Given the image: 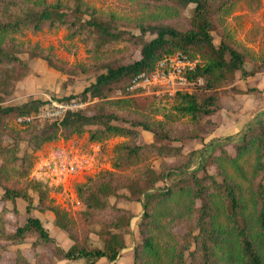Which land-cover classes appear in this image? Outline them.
I'll return each mask as SVG.
<instances>
[{
    "label": "trees",
    "instance_id": "obj_1",
    "mask_svg": "<svg viewBox=\"0 0 264 264\" xmlns=\"http://www.w3.org/2000/svg\"><path fill=\"white\" fill-rule=\"evenodd\" d=\"M132 1L141 2L148 11L129 18L101 12L85 0H0V102L2 94L13 89L12 80L29 71L27 62L17 55L23 50L44 58L49 66L64 73L95 74L94 82L79 96L71 94L62 100H86L89 96L99 99L88 110L68 112L61 121L35 120L19 131L9 128L8 122L36 112L43 102L35 99L16 106L0 104V155L7 151L15 155V149L2 145L4 137L11 134L17 145L25 140L34 150L59 136L81 133L88 125L97 126L90 130L92 140H104L109 135L125 138L116 147L114 170L102 171L77 186L85 206L77 217L48 204L46 188L32 182L40 188L38 209L53 212L55 224L73 241L69 249L64 250L42 221L31 215L12 233L0 227V239L21 244L34 237V250L44 245L54 255L53 259L47 252L35 251L29 261L18 248L13 264H58L62 259H84L94 264L102 257L112 261L125 247V234L131 233L130 221L135 215L112 203L110 197L114 196L118 201L141 203L144 209L142 242L133 248V264H264V119L260 126L242 132L236 141L227 136L205 143L204 137L196 153L163 144L165 140L202 138L197 132L202 129L201 121L223 108L237 73L247 77L264 71V54L256 57L222 24L224 16L241 0ZM190 3L195 4L193 14L186 16L184 10ZM59 27L67 29L68 37L86 43L88 63L68 66L53 48L17 39L25 31L37 33ZM220 28L221 41L216 43L213 31ZM147 33L152 37L148 39ZM123 44L134 45L140 57L121 62L125 47L117 45ZM175 52L191 58L199 55L205 60L194 74L204 79L201 91L178 92L172 106L175 117L188 118L189 123H174L175 119L166 114L162 120L151 119L142 111L149 99L143 98L144 102L113 97L118 91L124 92L138 73L153 69L158 60ZM247 60L253 63L251 70ZM118 120L129 126L113 123ZM142 130L152 133L151 142L138 143ZM229 142H233V153L227 150ZM217 145L218 153H211ZM148 155L163 159L160 169L146 162ZM166 157H174L175 162L168 164ZM21 161L22 173H28L31 155L26 153ZM207 165L214 166L217 175L209 173ZM2 171L0 168V183ZM4 189V199H24L30 212L33 198L26 187L4 185ZM167 204H182V208L169 213L162 210ZM184 219L191 223L188 232H172V227ZM85 226L90 228L88 232ZM93 231L101 240L100 247L88 243Z\"/></svg>",
    "mask_w": 264,
    "mask_h": 264
},
{
    "label": "rangeland",
    "instance_id": "obj_2",
    "mask_svg": "<svg viewBox=\"0 0 264 264\" xmlns=\"http://www.w3.org/2000/svg\"><path fill=\"white\" fill-rule=\"evenodd\" d=\"M85 1H87L91 6H94L101 12H116L117 14L129 18L136 17L138 15L140 16L144 12L148 11V9H145L147 7H144L141 2L132 0ZM249 1L250 0L239 1L237 5L233 8V10L228 15L224 16V22H222V24L224 23L223 26L225 25L226 29H228L233 34L238 44L249 49L250 52H252L256 57H260L262 54H264V0H251V2ZM194 6L195 4L190 3L184 10V14L186 16H191L193 14ZM127 29H130L136 34L140 33V30L136 28L127 27ZM220 29V31H213L214 41L216 43H220L221 41L220 33L222 31V28ZM146 37L149 39L152 37V34L147 33ZM17 39L22 42L30 43L33 45H39L43 48H53L54 53L57 55V57L66 64H68V66L86 64L90 60L86 43L78 37H68V31L65 27H59L56 29L44 28L37 33L25 31L23 35L17 36ZM122 46L125 47L124 44L117 45L118 48H122ZM121 54V62L125 63L132 62L140 57V51L139 49H136L134 45H128V47H125L121 51ZM17 55L22 60L27 62L29 66V71L24 73L21 78L12 80V84L14 85L13 89L8 93L2 94L3 96L0 104L3 106H16L35 99L41 100L44 104L46 102L45 100L48 97H52L55 99H63L64 97L69 96L71 94H76L77 96H79L84 90V88L89 86L95 80V74L91 72L72 74L64 73L55 67L49 66L44 58L30 55V51L23 50L18 52ZM198 57H200L205 63V60L201 56L198 55ZM38 58L43 61L48 67L54 69L55 72L59 75V77L57 78V82L54 86L51 85L50 87H48V84H45L44 82L42 83V81L44 80V74L42 72H35L32 69V60ZM246 66L249 70H251L253 68V63L247 60ZM51 77L52 76L47 79L48 82ZM37 81L40 82V85H42V87L29 88V86L33 83L36 85ZM117 93L115 94V96H113L114 98H130L129 96H122ZM131 98L141 101H144L143 98L149 99L150 101L148 103H145L146 107L144 106L142 111L143 113L150 116L153 120H162L164 119L166 114V117L168 115H171V118L173 117V119H175L173 121L174 123L178 122L179 124H182L184 122H190L188 118L175 117V112L172 109V106L175 102V97L170 99H164L153 95H145L133 96ZM96 100L98 101L99 99L91 98V100L88 101V104L81 110H88V107H90ZM40 106L38 108H40ZM131 109L133 110V108ZM217 114L221 115L220 118L228 116V119L226 121L214 119ZM244 117L246 119L251 117L253 118L248 122L247 126L242 129V132H244L250 126H260V120L264 119V71H258L247 77H243L240 73H237L233 87L227 90L223 108L220 109L216 114L210 116V118L204 117L201 121L203 124L202 129L197 130V132L202 136V138H189L183 141L165 140L163 144L176 147L179 146L182 147L185 152L194 151V153H196L195 150H198L197 148H199L203 138H206L207 136L209 137V135L213 134L211 132H213L212 130L215 128V126L217 127L222 122L223 130L224 128L231 129L233 124L236 123L237 126L238 124H241L239 120ZM113 123L121 126H129V124H127L126 122L119 120L113 121ZM8 127L15 131H19L26 129L28 127V124L24 126L17 125L15 123V118H13L8 122ZM95 128H97V126L88 125L81 133H74L69 137L62 135L59 136L57 139L78 137L80 139L88 138L89 140H92L90 139V130ZM234 129L235 127L233 128V130ZM241 134L238 136L236 134L232 135L233 140H238ZM105 139L110 140L107 153L109 156L108 158L112 164V168L110 170H114V161L116 159V147L118 144L124 141L125 138L120 135H109L105 137ZM152 140V133L147 130H142L138 138V143L145 144L151 142ZM50 141H52V139L46 141L35 150L32 149L25 140L19 141L17 145L16 141L12 137V134L9 136H5L2 141L3 146L15 149L16 151L15 155L12 154L13 152L9 153L8 151L5 152L3 155H0V168L3 169L2 181L0 183V227L8 233L14 232L18 225L24 224L27 216L30 215V212L26 213L27 202L24 199H18V202H13L12 200L3 198V194L5 192L4 185L16 186L19 189L26 187L33 198L31 208H38V206H40V188H38L35 184L32 183L34 181L31 180L29 173L37 156V152ZM217 147L219 148V145H217L215 149H212L211 153H218ZM226 147L230 153L234 152L233 142L226 143ZM26 153L31 155V166L28 170V173H22L21 158H23ZM207 158L208 156L206 157V159ZM145 159L146 162L153 167V169L161 168L160 162L163 159L155 155H148ZM164 160L168 164L175 162L174 157H166ZM206 169L209 173L217 175L214 166L207 165ZM46 191L48 193L46 197V202L66 211L69 215L77 217V214L84 210L85 206L82 200L80 199L79 195L78 197L80 203L76 206L69 204V207L66 208L62 207V205H57V203L51 198L47 189ZM112 201V203H118L117 198L114 196H112ZM181 208L182 204L177 207H175L173 204H167L162 208V210L167 211L169 213H174L175 211H178ZM134 210L136 211L135 215L130 221L131 233H126L125 239L126 236L130 235V241L136 245L142 242L140 222L144 209L141 203H138ZM39 215L43 217L42 214ZM163 219L165 220V218ZM190 224L191 223H189L185 219L180 222H177L172 227V232L186 234L189 228H191L189 227ZM85 229L88 232L90 228L88 226H85ZM194 233H197V231H194ZM33 240H35L34 237H28L21 244H13L10 241L0 239V264H13L16 258V252L18 248L22 250L23 254L29 259V261L33 260L35 251L47 252L50 257L54 259V255L50 251H48L47 247L44 245H38L37 249L34 250V248L31 247ZM94 241H97L101 245V240L99 239L96 231L90 233V238L88 242L89 245L92 246Z\"/></svg>",
    "mask_w": 264,
    "mask_h": 264
},
{
    "label": "built area",
    "instance_id": "obj_3",
    "mask_svg": "<svg viewBox=\"0 0 264 264\" xmlns=\"http://www.w3.org/2000/svg\"><path fill=\"white\" fill-rule=\"evenodd\" d=\"M204 65L200 57L191 58L182 52L168 54L157 61L154 68L138 73L132 79L122 96L153 95L159 98H174L178 92L193 93L201 90L204 79L194 75L198 67ZM86 100H62L48 97L34 113L21 114L15 118L20 126L37 121H61L68 112L83 109ZM110 140H89L59 138L44 145L38 152L29 176L42 184L51 198L62 207L80 203L76 186L87 178L110 170L112 164L108 156Z\"/></svg>",
    "mask_w": 264,
    "mask_h": 264
},
{
    "label": "crops",
    "instance_id": "obj_4",
    "mask_svg": "<svg viewBox=\"0 0 264 264\" xmlns=\"http://www.w3.org/2000/svg\"><path fill=\"white\" fill-rule=\"evenodd\" d=\"M32 69L35 72H42L44 75V80L42 81V83L44 82L45 84H48V87H50L51 85H55L57 82V78L59 77V75L55 72L54 69L48 67L43 61H41L39 58L32 60ZM52 76L49 79L48 82V78ZM39 79V78H37ZM40 88L42 87V85H40V82L37 81L36 85L33 83L32 85L29 86V88ZM45 87V86H43ZM262 111V109H261ZM257 114V113H256ZM255 114V115H256ZM254 115V116H255ZM253 116V117H254ZM218 117V118H217ZM221 115L217 114L215 116L214 119H220V121H226L228 119V116L222 117L220 118ZM248 118L246 119L245 117L240 119L239 121L241 122V124H233V126L231 127V129L229 128H224V130L222 129V122L220 125H218L217 127L215 126V128L212 130L213 133L212 135H209V137L207 136L203 142H209L212 138H224L227 136H232V135H240L242 132V129L245 128V126H247L248 122L253 118ZM235 127V129L233 130V128ZM237 127V128H236ZM241 127V129H240ZM231 130V131H230ZM230 131V132H229ZM203 142L200 143V147L203 146ZM111 202L112 201V197H110ZM18 202V199L17 201ZM138 202H128L125 200H120L118 201V206L123 207V208H127L130 209L134 214H135V210L134 208L137 206ZM27 213V211H26ZM39 214H42L43 217H41ZM30 215L34 216V217H38L43 225L48 229V231L51 233V235H53V237L56 239V241L58 242V244L64 249L67 250L71 247V245L73 244L72 239L69 237L68 233L63 230L62 228H60L59 226H57L54 222V214L52 211L50 210H46V211H40L37 207H32L31 211H30ZM93 241V240H91ZM92 246L94 247H100L101 245L97 242L94 241ZM135 244L132 243L130 241V235L126 236V245L125 247H123L120 251V253L118 254V256L116 257V259L112 260V261H108L105 257L99 258L98 260H96V262L94 264H133V248H134ZM58 264H89L87 263L84 259H77V260H69V259H62V260H58L57 261Z\"/></svg>",
    "mask_w": 264,
    "mask_h": 264
}]
</instances>
